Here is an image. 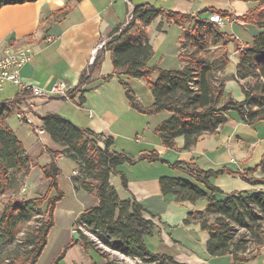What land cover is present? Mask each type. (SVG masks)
Returning a JSON list of instances; mask_svg holds the SVG:
<instances>
[{
    "label": "trees",
    "instance_id": "trees-1",
    "mask_svg": "<svg viewBox=\"0 0 264 264\" xmlns=\"http://www.w3.org/2000/svg\"><path fill=\"white\" fill-rule=\"evenodd\" d=\"M27 1L34 0H0V6ZM206 11L219 12L225 16L231 14L226 9L216 7L206 8L200 13ZM161 13H166L168 22L180 25L191 19L190 13L165 10L150 2L136 4L130 22L123 28L122 24L113 28L105 48L112 51L113 74L125 73L141 77L153 92L155 101L152 105L145 106L138 100L131 85L121 81L131 106L150 114L163 110L171 112L157 127L163 144L176 148L177 137L183 136L182 148H191L204 134L214 133L219 126L227 122L232 110L238 111L249 123L264 119V7L259 8L256 3L239 16L246 22L256 24L260 29L248 46L240 48L236 78L244 93L242 100L235 99L229 92L226 93V79L222 71L230 61L228 52L224 51L214 58L208 55L213 44L223 41L226 46L229 40H233V37L221 30L209 16L197 17L192 31L185 34L180 53L185 62L182 68L149 65L154 49L148 37V25ZM186 43L190 45L188 53L184 51ZM101 56H96L92 68L100 64ZM91 70L85 68L79 83L73 88H80L81 104L85 99L83 93L88 90L84 85L90 80ZM154 71H158L155 79ZM111 75L112 73L106 75L105 79ZM20 92L21 95L30 94L29 91ZM15 103H18V97L0 102V194L9 183L8 171L11 168L29 169L34 164L23 142L5 121L7 116L17 109ZM41 119L45 131L64 148H45L53 155V159L42 166L43 176L50 179L47 193L16 201L8 216L1 219L0 264L37 263L48 243L49 232L55 224L54 212L57 202L65 194L59 185L61 167L55 159L62 153L77 162L76 173L72 176L75 186L95 193L99 201L77 216L75 224L81 238H73L51 264H61L66 250L74 243H81L87 250L101 252L96 242L82 231L80 225L113 249L140 259L139 264H183L171 254L151 249L148 239L159 235L161 228L152 217H145V208L134 195L121 198L117 188L110 181L112 173L125 162L133 164L138 159L165 161L160 152L153 149L136 158L123 149H116L111 136L103 138V133L82 127L57 111H48L41 115ZM21 120L28 122L27 117L23 115ZM98 139H103V146L99 144ZM169 165L184 171L188 177L162 175L160 185L163 193L174 194L177 201L197 202L207 199L204 210L190 211L184 221L196 219L201 228L208 232L209 253L231 254L234 261L255 258L264 244V188L225 191L218 187L212 178L236 172L251 183H263V180L250 173L258 166L264 167V153L260 163L242 170H232L228 167L202 169L193 161L185 160H178ZM121 177L123 185L127 187L126 174L121 173ZM37 207L46 209L47 219L41 220L27 232L23 240L15 243L16 233L20 230L16 227L17 221L31 219ZM4 241H8L9 245L14 244L11 252L3 251ZM251 245L254 247L251 248ZM100 254L107 256L104 252ZM110 263L111 261L93 262Z\"/></svg>",
    "mask_w": 264,
    "mask_h": 264
},
{
    "label": "crops",
    "instance_id": "crops-1",
    "mask_svg": "<svg viewBox=\"0 0 264 264\" xmlns=\"http://www.w3.org/2000/svg\"><path fill=\"white\" fill-rule=\"evenodd\" d=\"M130 1L131 3L125 0H34L3 4L0 6V53L9 44L31 43L34 54L21 69L23 80L45 89H51L53 85L63 81L66 83V88L72 91L79 83L85 68L91 70L94 66L96 57L94 62H91L94 49L101 41H107L115 26L126 20L127 13L136 2ZM253 1L162 0L157 3L156 5L165 10L190 13L191 19L180 25L168 22L166 13H161L150 22L148 37L154 54L149 60V65L171 69L182 68L185 62L180 53L185 34L192 31L197 17L209 16L208 11L200 13L202 10L215 5L216 8L220 7L231 13L225 16L231 22L229 25L231 27L233 25L231 29L235 31L236 23H240L239 26L247 27L251 31L252 37L260 30L259 27L236 17L255 5ZM247 3L250 5L248 6ZM63 10L67 11L58 14ZM235 35H231L233 40L228 42V53L233 55L252 42L249 38L243 43L242 36L238 34L239 39H234ZM233 41L236 46L230 50ZM26 44L28 43L23 45ZM98 54L102 55L101 62L92 68L90 80L84 85L88 90L83 93L85 99L82 104L79 101L82 93L70 92L69 97L56 93H52L49 97L31 95L33 107L27 111L28 122L19 118L17 110L9 114H14L20 119L16 128L11 125L10 118L7 117L6 121L23 142L27 153L35 163L27 176L28 188L38 195L44 194L50 188V179L43 176L41 167L49 163L53 155L45 148L62 150L64 146L56 142L48 132L38 133L34 126L43 127L41 115L48 111H57L82 127L103 133V138L111 136L116 149H123L136 158L156 149L165 159V161L138 159L133 164L125 162L112 173L110 178L121 198L134 195L144 206L145 217H152L161 228L159 235L148 239L152 250L171 254L183 264H264V244L260 253L247 261H234L231 254L209 253L208 232L201 228L196 219L190 222L184 221L190 211L205 208L207 199L197 202L177 201L174 194L163 193L160 185L162 175L188 177L184 171L169 165L178 160L193 161L202 169L228 167L232 170H242L252 167L249 165L252 164V155L256 147L263 157L264 130L260 132L257 127L264 124V119L249 123L238 111L232 110L227 122L219 126L214 133L204 134L191 148H182L183 136L177 137L176 148L167 147L163 144L157 127L171 115V112L163 110L150 114L137 110L131 106L129 100L126 104L124 100L126 88L121 81L131 85L137 98L145 106L152 105L155 97L145 79L125 73L113 74L111 49L101 47ZM233 59L236 66L239 58ZM111 73L112 75L105 79V76ZM222 74L225 76V68ZM157 76L158 71H154L153 79ZM20 91L15 84L6 82L0 88V102L15 99L21 95ZM226 93H228L227 80ZM37 106L44 107L45 110L38 112L35 109ZM134 110L141 116L137 118H142L137 129L131 124V119L127 118L128 111ZM134 128L136 130L132 131ZM133 132L141 133L144 139L139 136L133 139ZM245 141L251 143L247 150L241 145ZM99 144L104 145L103 139L99 140ZM65 157L71 158L63 153L55 158L61 167L59 185L65 194L57 202L55 224L49 232L48 243L36 264L39 263L53 238L59 242V245L47 263L51 264L65 245L73 240L77 216L99 201L95 193L75 186L72 176L76 173L77 162L71 158L75 166L69 172L61 166V161ZM121 173L127 176V187L123 185ZM250 175L264 181V167L258 166ZM212 180L225 191L264 188V182L251 183L236 172L225 173L213 177ZM94 261L103 263L106 258L94 249L87 250L81 243H74L66 250L61 264H93ZM129 262L136 264L138 258L116 257L110 264H129Z\"/></svg>",
    "mask_w": 264,
    "mask_h": 264
},
{
    "label": "rangeland",
    "instance_id": "rangeland-1",
    "mask_svg": "<svg viewBox=\"0 0 264 264\" xmlns=\"http://www.w3.org/2000/svg\"><path fill=\"white\" fill-rule=\"evenodd\" d=\"M134 1H136L134 3L135 5L136 4H140V3H144V2H150V3L154 4V5H156L157 3L161 2L162 0H134ZM215 1H220V0H215ZM253 2L254 3H258L259 8H263L264 7V0H258V1L254 0ZM215 4H217V3H215ZM247 5L249 6L250 3H247ZM156 6H158V5H156ZM158 7H160V6H158ZM214 7H216V5ZM218 8H220V7H218ZM246 12H244V13H242L240 15H243ZM240 15H238L236 18H239ZM223 16H224L225 19H227L229 21V18H226L225 15H223ZM239 19H241V18H239ZM187 22H189V21H187ZM229 24L231 25L230 21H229V23L227 22L225 25L219 26V27L221 28V30H223L224 32H227L230 35H235V34L238 35V34H240V36H242V42L243 43H245L246 40H249V38H251V40L253 41L254 35H252V37L250 36L251 31L247 27L239 26L241 24L240 23H236V27H235V31H234L233 29H231L233 27V25L231 27ZM254 26L257 27L256 24H254ZM25 43H29V42H25ZM25 43H21V44H19V43L14 44L13 43L12 45H23ZM223 43H224L223 41H220L218 45L217 44H213L211 46V50L208 52V55L210 57L214 58L217 55L222 54L224 51L228 52V44L225 46ZM235 46H236V43H234V41H233L232 44L230 45L229 49L231 50V48L233 49V48H235ZM189 47H190L189 43H186V47L184 48L185 53H188L187 49ZM228 54L230 55V61L225 67V79L227 80L228 92L231 93V95L235 99L242 100L244 98V93H243V90H242V88L240 86V83L237 80L236 75H235L236 74V68H235L236 66H235V62H234V59H233V58H239L240 51H236V53L234 55L232 53H228ZM251 81H254V79H251ZM73 90H75L77 94L81 93L80 88L72 89V91L68 90V93L70 94V92H73ZM31 95L32 94H23L21 96H18V103H15V104L17 106L16 110L17 111L19 110L20 112H18V113L21 114L19 118H21V116L23 115V116L27 117V119H28L29 116H27V111H29V108L33 107L32 106L33 99L31 98ZM34 97H36V96H34ZM124 100H125V103L127 104L129 99H128L126 94L124 95ZM35 109H37L38 112H43L45 110L44 107L43 108L42 107L38 108V106ZM7 117L10 118L9 122L11 123V125L14 126V128H16L18 126V122H20V119L17 116H15L14 114L8 115ZM137 117H141L140 114L137 111H135V110L132 111V112L128 111L127 118L131 119V124L132 125L134 124L133 126H135L136 129H137V125L142 121V118H137ZM8 118H6L5 121ZM8 125H9V123H8ZM11 125H9V126L11 127ZM27 127L29 128V126H27ZM36 128H38V127L34 126L35 130H36ZM39 128H43V127H39ZM136 129L134 128L132 131H134ZM257 130H261L260 132H262L264 130V124L263 125L262 124L259 125L257 127ZM133 134H134L133 139L136 138L135 136H139V137L144 139V137L142 135H140L141 133L138 134L136 132H133ZM137 139H138V137H137ZM98 142H99V139H98ZM249 144H251V143L245 141L241 145L245 146V150H247L248 147H249ZM235 155L237 156L236 153H235ZM261 157L262 156L260 155V151H259L258 147H256L255 152L252 155V160H251L252 164L249 165V166L254 167L255 165H257V163L261 161ZM33 163H34V161H33ZM61 166H63V168H65V170L70 172L72 170V167L75 166V164H74V162H73V160L71 158L65 157L61 161ZM41 169H42V167H41ZM30 170H31V168H29V169L28 168H25V169L24 168L23 169H21V168H17V169L16 168H11L8 171L9 183L7 184L6 188L4 187L3 191L0 194V221L5 216H8V214L11 212V206L16 201H19L22 198L38 197V196H41V195H45L47 193V192H45L44 194H39V195L38 194H34L33 191L28 188V186H27V176L30 173ZM44 207L43 208L42 207H40V208L37 207L36 208V212H35L34 216L31 219H29V220H20L19 219V221H17L16 227L19 228L20 230L16 233L15 243L18 242V241L23 240L25 238L27 232L30 231L34 226H36L37 223H40L41 220L44 221V220L47 219V213H46V209H44ZM204 209L205 208L197 209V210H204ZM194 211H196V210H194ZM54 220H55V212H54ZM74 226H75L74 229H78L76 224ZM80 228L82 229V231H84V233L90 239H92V240H94L96 242L97 247L100 249V251L104 252L107 255L106 257L103 256V257L106 258V261L113 262V259H116V257H120V258L121 257H125V258L128 257L124 253L119 252L116 249H113L106 242H103L102 240H100L97 235H95L93 232H91L88 229H86V227L80 225ZM8 243H9L8 241H4L3 244H2V247L4 249L3 251L7 252V253L12 251L13 245H14V244H10L9 245ZM58 245H59V242H56L52 238V240L50 242V245L46 249V251L43 254V256L40 258V261H39L38 264H47L49 262L51 256L54 254V252L58 248ZM250 247L252 248V247H254V245H251ZM139 263H140V259H138V262L136 264H139ZM129 264H130V262H129ZM131 264H134V263H131ZM147 264H153V263H147Z\"/></svg>",
    "mask_w": 264,
    "mask_h": 264
},
{
    "label": "built area",
    "instance_id": "built-area-1",
    "mask_svg": "<svg viewBox=\"0 0 264 264\" xmlns=\"http://www.w3.org/2000/svg\"><path fill=\"white\" fill-rule=\"evenodd\" d=\"M128 3H131L130 0H125ZM133 17V7L127 13L126 20L122 23V28L126 26ZM209 18L212 21H215L219 26L225 25L229 22L224 16L219 12H211ZM234 38L239 39L238 35H235ZM106 41L103 40L99 43L98 47L94 49L91 62H94V58L98 54V50L101 47H105ZM34 54L33 46L31 43L26 44V46H18L9 44L3 51L0 53V88L6 82H11L15 84L21 91H29L30 94L36 97H49L52 93L60 94L65 97H69L68 89L66 88L65 82L56 83L51 87V89H45L38 85H35L30 82L23 80L21 75L22 67L27 64ZM92 114V111H90ZM19 115H21L19 113ZM29 120H31L29 118ZM32 121V120H31ZM38 133H44L43 128H36Z\"/></svg>",
    "mask_w": 264,
    "mask_h": 264
},
{
    "label": "water",
    "instance_id": "water-1",
    "mask_svg": "<svg viewBox=\"0 0 264 264\" xmlns=\"http://www.w3.org/2000/svg\"><path fill=\"white\" fill-rule=\"evenodd\" d=\"M73 237L77 240H79L81 238V235L79 233V230L78 229H74L73 230Z\"/></svg>",
    "mask_w": 264,
    "mask_h": 264
},
{
    "label": "bare ground",
    "instance_id": "bare-ground-1",
    "mask_svg": "<svg viewBox=\"0 0 264 264\" xmlns=\"http://www.w3.org/2000/svg\"><path fill=\"white\" fill-rule=\"evenodd\" d=\"M23 46H26V45H23Z\"/></svg>",
    "mask_w": 264,
    "mask_h": 264
}]
</instances>
